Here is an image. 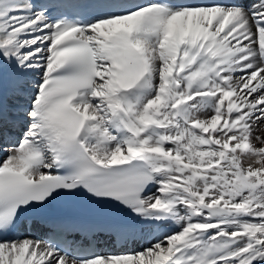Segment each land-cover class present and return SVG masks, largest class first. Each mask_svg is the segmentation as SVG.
<instances>
[{
	"label": "snow or ice",
	"instance_id": "1",
	"mask_svg": "<svg viewBox=\"0 0 264 264\" xmlns=\"http://www.w3.org/2000/svg\"><path fill=\"white\" fill-rule=\"evenodd\" d=\"M0 264H264V0H0Z\"/></svg>",
	"mask_w": 264,
	"mask_h": 264
}]
</instances>
